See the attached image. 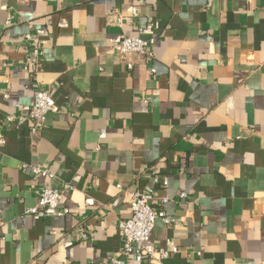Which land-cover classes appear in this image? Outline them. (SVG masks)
I'll use <instances>...</instances> for the list:
<instances>
[{"label":"crops","instance_id":"obj_1","mask_svg":"<svg viewBox=\"0 0 264 264\" xmlns=\"http://www.w3.org/2000/svg\"><path fill=\"white\" fill-rule=\"evenodd\" d=\"M130 36L151 56L108 41ZM38 88L44 127L7 121ZM0 138V264H111L132 192L178 251L117 264H264V0H0ZM39 188L68 212H35Z\"/></svg>","mask_w":264,"mask_h":264},{"label":"built area","instance_id":"obj_2","mask_svg":"<svg viewBox=\"0 0 264 264\" xmlns=\"http://www.w3.org/2000/svg\"><path fill=\"white\" fill-rule=\"evenodd\" d=\"M41 34L42 31H38L36 35L25 34L23 36L24 43L32 48V52L37 59L41 55L39 47V35ZM108 41L119 55L136 54L141 58L151 56L150 48L152 40H146L139 36H130L119 40L109 39ZM28 63H30L29 60L25 63V68L27 69ZM126 66L128 69H131L133 64L128 62ZM34 70H32L33 73ZM151 71L154 72V69ZM56 111H58V108L55 105L50 91L38 88L34 94V102L27 117L8 116L6 119L7 121L15 122L18 126L29 122L31 131H34L44 127L47 113ZM2 144H4V140L0 138V145ZM30 170L35 176L51 175L48 168L42 165H31ZM163 184H165V181ZM65 192V189H37V203L34 211H43L45 214L58 216L66 214L68 212L67 208L60 207L66 201ZM154 197L153 192H132L130 194L128 200L130 215L127 219L121 220L118 223L122 242L117 251V256L131 257L141 262L164 259L178 251L177 246L169 242L163 247H158L151 241V233L156 220L161 219L166 224L170 222L162 209H155L152 206ZM165 202L166 199H160L161 204ZM85 203L91 205L93 202L91 199H86ZM117 256L111 257L109 262L111 264H117L119 262Z\"/></svg>","mask_w":264,"mask_h":264}]
</instances>
